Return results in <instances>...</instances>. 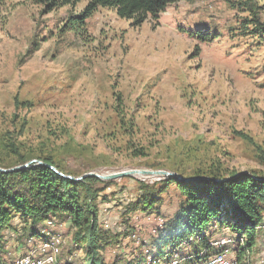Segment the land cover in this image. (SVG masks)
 Wrapping results in <instances>:
<instances>
[{
	"label": "rangeland",
	"instance_id": "rangeland-1",
	"mask_svg": "<svg viewBox=\"0 0 264 264\" xmlns=\"http://www.w3.org/2000/svg\"><path fill=\"white\" fill-rule=\"evenodd\" d=\"M88 1L51 12L30 0L0 7L4 169L47 159L74 178L132 169L264 175V0H180L140 26L109 8L82 19ZM168 177L87 183L107 238L99 249L106 263L153 264L146 250L155 252L159 218L171 219L184 197L168 184L158 212L133 207L142 184L161 187ZM52 219L62 239L56 264H88L72 222ZM13 224L0 264L42 238L19 217ZM211 229L213 238L236 237L226 226ZM263 248L264 228L248 259H264ZM193 251L188 243L168 248L161 263Z\"/></svg>",
	"mask_w": 264,
	"mask_h": 264
},
{
	"label": "trees",
	"instance_id": "trees-1",
	"mask_svg": "<svg viewBox=\"0 0 264 264\" xmlns=\"http://www.w3.org/2000/svg\"><path fill=\"white\" fill-rule=\"evenodd\" d=\"M6 1L0 0V7ZM30 1L41 5L45 12H51L75 5L80 0ZM179 1L89 0L80 17L85 19L99 8H109L131 21L133 26H140L150 18H159L168 6ZM79 19L72 24H78ZM44 162L59 169L52 160ZM0 167L6 168L1 163ZM208 176L214 179L187 182L169 176L161 187L142 184L140 201L133 210L140 209L148 214L158 212L161 193L168 189V184H174L184 197L175 215L156 230L155 252H152L156 258H161L168 248L184 243L194 246L195 257L190 263L206 257L201 253L216 239L213 238L215 230L211 229L215 224L235 232L237 259L249 258L247 252L254 249L257 234L264 228V175L232 171L223 176ZM95 180L100 181L94 176L75 181L35 163L19 170H0V252L6 232L14 227L16 218L26 226L29 223L30 236L44 237L38 226L49 218L58 217L72 222L76 229L75 240L85 245L89 254L88 264H108L99 253L100 245L107 240L99 220V208L87 186L89 181Z\"/></svg>",
	"mask_w": 264,
	"mask_h": 264
},
{
	"label": "built area",
	"instance_id": "built-area-1",
	"mask_svg": "<svg viewBox=\"0 0 264 264\" xmlns=\"http://www.w3.org/2000/svg\"><path fill=\"white\" fill-rule=\"evenodd\" d=\"M166 222L165 219L159 218V225L162 226ZM57 223L54 219L49 218L47 220V226L42 230L45 235L40 238L39 241L33 240L30 243L28 250L20 255H17L8 263L3 264H56L58 261V253L61 252L62 239L61 235H56L53 232V228ZM34 239V238H31ZM235 238L227 235L220 238H216L210 241L209 247L204 249L201 255H206L193 263L190 260L195 257L192 253L178 256L171 260L169 264H264V259L258 262H251L248 258L239 261L232 257V246L235 244ZM264 255V248L262 250ZM148 253L149 263L162 264L160 258H156L152 255L150 250H146Z\"/></svg>",
	"mask_w": 264,
	"mask_h": 264
},
{
	"label": "water",
	"instance_id": "water-1",
	"mask_svg": "<svg viewBox=\"0 0 264 264\" xmlns=\"http://www.w3.org/2000/svg\"><path fill=\"white\" fill-rule=\"evenodd\" d=\"M34 162H37V164L46 165V166L52 168L55 172H57L61 176L73 179L75 181H79L83 177H86V176H94V177H97V178L103 179V180H112V179L125 177V176H128V175H136V174L146 175V176H154L156 178H161V177H165V176H174V177L178 178L179 180L187 181V182L214 179V178L209 177V176L184 177V176H182V175H180L178 173H175V172H169V171H166V170H148V169H132V170H125V171H122V172H115V173H112V174H101V173H96V172H90V173H87V174H85L84 176H82L80 178L79 177L78 178H74L72 175H66L65 173L61 172L55 166L50 165V164H48V163H46L44 161H39V160H32L30 162L24 163L22 165L15 166L13 168H8V169H4V168L0 167V170L1 171H6V172L7 171L19 170V169L31 166L32 163H34Z\"/></svg>",
	"mask_w": 264,
	"mask_h": 264
},
{
	"label": "bare ground",
	"instance_id": "bare-ground-1",
	"mask_svg": "<svg viewBox=\"0 0 264 264\" xmlns=\"http://www.w3.org/2000/svg\"><path fill=\"white\" fill-rule=\"evenodd\" d=\"M136 175H137V176H143V177H149V178H150V177H152V178L154 177V176H146V175H139V174H136ZM154 178H156V177H154Z\"/></svg>",
	"mask_w": 264,
	"mask_h": 264
},
{
	"label": "crops",
	"instance_id": "crops-1",
	"mask_svg": "<svg viewBox=\"0 0 264 264\" xmlns=\"http://www.w3.org/2000/svg\"><path fill=\"white\" fill-rule=\"evenodd\" d=\"M8 231H9V230H8ZM8 231L6 232V239H7V236L9 235V234H8V233H9ZM10 231H11V229H10ZM10 233H12V232H10ZM7 234H8V235H7Z\"/></svg>",
	"mask_w": 264,
	"mask_h": 264
}]
</instances>
